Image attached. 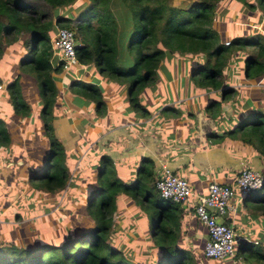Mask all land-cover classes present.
I'll use <instances>...</instances> for the list:
<instances>
[{"label": "trees", "instance_id": "16d2710c", "mask_svg": "<svg viewBox=\"0 0 264 264\" xmlns=\"http://www.w3.org/2000/svg\"><path fill=\"white\" fill-rule=\"evenodd\" d=\"M43 1L48 5V13L25 0H0V55L5 46L1 42L3 36H22L25 49L19 61L33 71L42 98L39 113L49 147L41 170L31 168L28 175L30 185L36 189L60 190L68 175L64 165L67 150L64 151L51 123L57 92L52 72L60 69L59 62L53 65L50 58L52 49L48 32L52 24L73 31L77 39L74 44L77 63L92 62L100 72L127 83V99L134 106L133 110L143 116L148 110L141 105L136 91L153 81L165 52H189L202 57L191 65V80L206 90L222 86L223 98L230 90L222 79L220 68L227 45L253 46L243 63L245 77L256 79L264 69L261 33L236 36L226 44L216 43L218 33L211 23L218 0H179L178 3L173 0ZM241 1L249 8L256 5L264 23V0ZM74 3L73 8L79 6L74 18L56 11ZM15 81L13 78L8 86ZM69 84L76 95L95 102L96 112L105 105L96 83L73 78ZM12 100L27 106L19 93ZM220 103L218 99H209L205 110L218 108ZM224 134L250 145L264 158V111L255 108L243 112L241 120L223 134L209 133L218 139ZM7 139V130L0 118V143ZM81 162L82 158L76 167ZM80 166L84 168L80 192L85 193V199L80 205H74L73 213L66 209L65 213L71 215L72 221L63 223L66 214L60 213L58 226L49 224L51 228L48 226L37 236L27 237L22 245L0 243V264H197L199 262L192 258L195 254H199L204 262L215 259L204 257L202 252L193 253L178 244V232L172 226L173 218L178 214V202L160 196L149 157L140 158L131 177L119 175L116 163L104 152L98 153L94 161ZM120 193L144 210V216H141L147 231L144 239L140 232L136 235L132 231L134 223L128 226L129 232L114 229L113 214L119 207ZM241 203L248 207L247 219L259 227L253 230L254 235H239L232 258L240 255L242 259L264 264V182L260 188L244 194ZM178 226V223L174 225L175 228ZM256 245H262L263 249L255 250ZM246 251L249 256L242 255ZM220 259L224 258L217 260Z\"/></svg>", "mask_w": 264, "mask_h": 264}, {"label": "crops", "instance_id": "0c3cea01", "mask_svg": "<svg viewBox=\"0 0 264 264\" xmlns=\"http://www.w3.org/2000/svg\"><path fill=\"white\" fill-rule=\"evenodd\" d=\"M217 17L218 14L214 16L215 19ZM214 18L213 20H215ZM259 26L264 29L263 25ZM52 30L54 31V29ZM50 32L51 30L48 32L49 37L51 35ZM193 55V62L200 60L199 55ZM59 70L52 73L55 85L56 81H58V87L62 90L63 82L67 84V79L63 75L65 71ZM73 72H77V67H73ZM224 83L230 89L224 98L222 86L208 90L197 87L198 91L194 93L188 92L170 100L166 99L164 103H160L153 108L140 102L148 110L145 116L133 110L134 118L125 117V121L120 120L121 122L108 126L98 137L96 136L97 138L94 137L87 141V144L94 146L97 142H100L102 148L98 147L93 150L87 158H85V153L80 152L77 154L79 160L82 158L80 165L85 166L94 161L98 153L104 152L116 163L118 174L127 177L134 176V168L140 158L147 156L152 160L153 174L158 172L162 165H165L178 176L184 177L188 181L191 194L183 202L178 203V214L174 216L172 226L178 232V244L181 247L188 248L193 253L202 252V245L206 237V229L197 220L193 211V204L196 198L206 193L207 184L212 180L227 183L234 188L235 196L231 201L235 202L236 210L229 215L227 221L231 222L238 235H254L253 230L255 231L258 226L252 220L247 219L248 207L243 206L241 203L235 179L239 170L246 166L264 173V158L253 147L241 142L238 138L224 134L221 139H218L215 136L209 135V133L223 134L236 123V119L240 113L242 114L255 108L264 111V69L262 74L256 79L245 77L244 72L240 71L235 76V80ZM58 87H56L58 91L57 97L60 96ZM212 92H217L218 95L215 99L221 102L218 108L210 107V110H205L204 100L194 105L182 106V100L187 102V100L194 98L199 93ZM75 95V93L64 95L63 103L67 108L72 109L71 122L77 129L72 138L73 144L67 147L66 150L73 148L76 139L84 136L83 134L87 127L97 117L93 109L89 110L90 113H85L83 110H80L79 104L70 106V104L65 102V100L68 102ZM237 96H239L238 103L236 102ZM255 97H257L256 100ZM102 98L106 103L103 95ZM5 99L6 97L0 92V102H5ZM86 99L83 98L81 103L86 104V107H88L91 104V100L87 99L89 101L87 102ZM163 104L165 105L162 106ZM38 107L40 108L39 105ZM163 107L166 108L163 109ZM161 111H164L165 116L157 118ZM57 113V106H55L52 118V125L54 124L55 126H57L56 120L60 116ZM27 122L29 121L15 119V124L18 126L14 132L19 137L21 143H25L32 134L40 138L44 133V129H41V127L43 128V124L40 117L37 119L38 129L28 128ZM9 133L10 131H7V135ZM95 138L96 140H94ZM7 147L8 143H0V204H4L0 205V213H2L0 214V243L4 244L13 240L16 244L22 245L27 237L37 236L44 226H46L44 228L48 229L49 224L57 225V222L61 220L56 218L54 219L56 221H54L50 217V220L44 221V218L42 221L36 222L40 220L39 215L46 212L45 208L42 211H29L27 214H24L22 211L20 213L15 212V210L9 208L11 204L23 199L27 200L26 205H33L35 198H38V193L43 194L42 198L45 202L46 191L33 188L28 181L31 168L40 171L43 162L40 161L41 163H38L37 161L28 160L26 165L15 174L14 167L22 166L26 155L16 153L10 156ZM83 158H85V161H83ZM25 189L29 190L28 195L24 194ZM79 190L82 191L80 188ZM124 206H129L131 213L133 212L134 217L138 221V216L133 211L137 206L134 205L133 201L124 198L123 194L120 193L119 207L114 213H117V216L121 220L125 219V222L119 225L115 224L114 229H125V232H127L128 226L132 225L135 221L126 217L123 210ZM69 211L73 213L74 209H69ZM66 215L72 218L70 214ZM67 216L65 218L66 222ZM29 221H33L31 228L27 232L22 230L20 233L19 228H22ZM176 223L179 226L175 228L174 225ZM49 228L51 227L49 226ZM134 233L139 235L138 230ZM146 236L147 231L144 229L142 238L144 239Z\"/></svg>", "mask_w": 264, "mask_h": 264}, {"label": "rangeland", "instance_id": "374dc122", "mask_svg": "<svg viewBox=\"0 0 264 264\" xmlns=\"http://www.w3.org/2000/svg\"><path fill=\"white\" fill-rule=\"evenodd\" d=\"M25 1L30 5L40 8L45 13H48L49 11L47 3L43 0ZM173 1L174 3L179 2V0ZM74 5L75 3L73 5L69 4L68 6L59 8L56 11L61 15L66 14L74 18L77 13V8L79 7L77 6L76 8H73ZM73 9L74 11H72ZM216 12L217 13L215 15L217 16L218 14V17L216 19L214 18L215 20H213L211 23L212 27L218 33L216 43L221 42L226 44L236 36H252V34L258 32L261 33V42L264 43V29H262L263 27L259 26H264V23H262L261 20L262 13L260 9L256 7V5L255 7L249 8L243 4L241 0H218L216 2ZM54 27L55 24H52L50 28L51 35L53 33L52 29H54ZM11 37L13 38L10 40ZM1 42L5 43V46L3 48V52H1L0 55V87L2 86L0 92L4 97H6V99L5 102H0V118L3 120V126L5 129L8 132L10 131V133L7 135L8 139L5 144L8 143L7 148L8 154L10 156L16 153L26 155L24 162L22 163L23 165L14 167V173L16 174L20 171V169L23 168V166L26 165L28 160L37 161L38 163L40 161L43 162V157L45 156L49 147V141L44 131L42 137L37 138V136L32 134L25 143H21L19 137L14 132L18 126L15 124V119L27 120L29 121L27 122L28 128L38 129L37 119L39 117L41 119L42 116L39 113L40 108L38 105H42V98L39 96L38 81L33 71H31L28 66L22 65L19 61L20 55L22 54L23 49H25V45L22 42V36L20 37V34L3 36V40H1ZM251 47L253 48V46L249 44L237 45L230 43L227 45V48L222 55L223 61L220 65L221 76L224 82L235 80L237 73L240 71L243 72V63L245 57L252 52ZM193 59V53L176 51L165 52L156 67L153 81L142 89L136 91L138 100L143 104L149 105L151 108H153L160 103H164L166 99L170 100L171 98L182 96L184 93H194L195 91H198L197 86L193 83L190 77ZM200 59L203 58L201 57ZM51 61L55 62L54 55L51 56ZM91 63L92 62H84L80 64L76 63L70 68V70H66L63 75L67 79V84L63 82L62 90L58 87V81H56V87H58L60 96H56L52 108L54 109V107L57 106V114H60V116L59 118L56 117L57 126L54 124L52 126H55L53 128L54 134L64 146V151L67 149V147L73 144L72 138L76 132L75 130H77L75 125H72L71 122L72 109L70 110L63 103L64 95L74 94V92L72 93L73 90H71L72 85L69 84L71 79L80 78L84 81L86 80L96 83L102 92L104 99L106 100V103L104 102L105 105L99 110V112L94 110V101L91 100V104L88 107H86V104L84 105L81 103L83 98L79 97L82 96L75 95V97L70 99L68 102L65 100V102L70 104V106H76L79 104L80 110H83L85 113H90L89 110L93 109V112L97 115V117L92 122V124L87 127L83 134L84 136H80L78 139H76V143L73 145V148L65 151L64 165L68 175L64 187H62L60 190L52 192L46 191L45 202L42 198L43 194L38 193V198H35V203L33 205H26L27 200L23 199L11 204L9 207L15 210V212L17 211L20 213L22 211L24 214H27L29 211L33 210L42 211L45 208L46 212L39 215L40 220L36 222L42 221L44 218V221L50 220V217L54 220L58 218L60 213L66 214L65 210L67 208L72 210L74 209V205H80L81 200L85 199V193H81L79 190V188L82 189L83 187L81 170L84 168L82 166L76 167L79 160L77 154L80 152L85 153V158H87L93 150L97 149L98 147L102 148L100 142H97L95 146L92 144H87L89 139L91 140L96 136L98 137V135L101 134L103 130L108 128V126L116 124L117 122H121L120 120H124L125 117H129L130 119L134 118V114L132 113L134 106L127 99V83L120 82L115 76L112 77L104 72H100L96 65ZM73 67H77V72H73ZM13 78L16 79L15 83L8 86V83L11 82ZM17 93H19L26 102V107H24L19 102H13L12 97ZM217 95V92L205 94L199 93L198 95L194 96V98L187 100V102L182 100V106L194 105L201 102L202 100H204V104L206 105L209 98L215 99ZM256 98L257 97H255V100ZM236 99V102L238 103L239 96H237ZM86 101L89 102L87 99ZM164 105L165 104L162 106ZM164 116V111H161L157 118ZM240 120L241 113L236 119V122L238 123ZM51 123H53L52 120ZM41 129L43 128L41 127ZM96 138L94 140H96ZM85 158L83 159L85 160ZM24 194L28 195L29 190L25 189ZM134 205L137 206L133 210L135 215L138 217H141L142 215L144 216V210L139 205ZM123 210L126 217H129L135 221L133 224L134 229L132 231L135 232L138 230L141 235H143L145 220H143L141 217L137 222V219L134 217L133 212L131 213L129 206H124ZM113 220L114 225H119L120 223L122 224L125 222V219L121 220V218L117 216V213L113 214ZM71 221L72 219L67 216V223L66 221H63V223L68 224ZM32 225L33 221L27 222L24 224V226H22V228H19L20 233L22 230L27 232ZM44 227L43 230L46 229ZM22 235H24V233H22ZM254 249L261 251L263 247L262 245H256ZM253 254L254 253H251L250 256H253ZM242 255L249 256V252H243ZM192 258L195 262H199L197 264H218L223 262L228 264H256L254 260L242 259L240 255L233 258L228 257L220 260L211 259L207 261L208 263L204 262L199 254L192 255Z\"/></svg>", "mask_w": 264, "mask_h": 264}, {"label": "built area", "instance_id": "2783aa9c", "mask_svg": "<svg viewBox=\"0 0 264 264\" xmlns=\"http://www.w3.org/2000/svg\"><path fill=\"white\" fill-rule=\"evenodd\" d=\"M73 31L55 26L50 35L52 55L55 56L53 65L59 62L60 70L66 71L77 63ZM51 58V57H50ZM155 187L160 196L173 202L181 203L190 194L188 181L178 176L165 165L154 174ZM264 182V173L259 170L242 167L237 173L235 183L238 190L245 194L255 188H260ZM240 193V191H239ZM234 188L227 183L215 180L207 184L206 193L196 198L193 211L197 220L205 227L206 237L202 245V254L206 258H228L233 256L234 245L239 235L227 218L236 210Z\"/></svg>", "mask_w": 264, "mask_h": 264}, {"label": "water", "instance_id": "95a60500", "mask_svg": "<svg viewBox=\"0 0 264 264\" xmlns=\"http://www.w3.org/2000/svg\"><path fill=\"white\" fill-rule=\"evenodd\" d=\"M239 191H240V197L242 198V196L245 194L246 191H244L243 189H241Z\"/></svg>", "mask_w": 264, "mask_h": 264}, {"label": "clouds", "instance_id": "9594fccd", "mask_svg": "<svg viewBox=\"0 0 264 264\" xmlns=\"http://www.w3.org/2000/svg\"><path fill=\"white\" fill-rule=\"evenodd\" d=\"M56 26V25H55Z\"/></svg>", "mask_w": 264, "mask_h": 264}]
</instances>
